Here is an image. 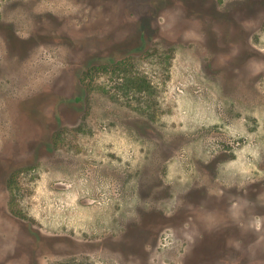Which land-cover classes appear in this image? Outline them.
<instances>
[{
    "label": "rangeland",
    "instance_id": "374dc122",
    "mask_svg": "<svg viewBox=\"0 0 264 264\" xmlns=\"http://www.w3.org/2000/svg\"><path fill=\"white\" fill-rule=\"evenodd\" d=\"M0 264H264V0H0Z\"/></svg>",
    "mask_w": 264,
    "mask_h": 264
}]
</instances>
